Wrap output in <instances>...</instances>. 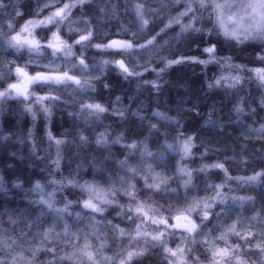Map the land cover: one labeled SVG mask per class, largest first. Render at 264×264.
Here are the masks:
<instances>
[{
  "label": "snow or ice",
  "instance_id": "obj_1",
  "mask_svg": "<svg viewBox=\"0 0 264 264\" xmlns=\"http://www.w3.org/2000/svg\"><path fill=\"white\" fill-rule=\"evenodd\" d=\"M172 6L179 5L181 0H168ZM13 7L14 14L9 18L6 9ZM133 11L140 25V31L145 34L135 39H109L107 42L93 43L95 28L93 26L94 16L91 0H38L34 10L28 12L29 18L25 19L18 27L13 23L15 17L25 15L18 4H12L0 0V13L4 19L0 21V45L5 50H14L11 55H16L26 49L29 57L35 54L37 57L49 51L52 59L41 67L45 70H34L31 74L27 67H21L17 59L8 60L5 65L6 73H0V79L4 75L15 73V81L3 80L4 86L0 88V107L4 102L12 99L24 102V111L29 113L33 120L37 118V112L33 104L39 106L46 120L50 121L53 115L52 107L60 103L67 104L69 101L62 100L60 89L65 85H74L73 92L84 94L88 90H95L96 85L91 83L92 79L100 80L104 75L101 67L100 74L96 75L93 68L97 65H89L85 52L92 47L101 52L111 51L113 59L101 60L99 64L106 66L114 64L127 79L128 77H142L145 72H155L157 76L164 72L171 65L190 61L207 66L210 63L224 62L223 66L242 70L245 66L233 65L230 55H218V44L209 40L202 48L207 59H200L196 56H180L177 59H168L162 56L164 67L155 68L152 66L151 54L158 52L168 40L158 41L161 34L172 25H179L180 32L176 34L178 39L186 32L206 33L208 36L222 34L226 40L234 41L237 45L248 41H258L264 45V0H249L240 5L241 11L227 15L226 8L232 4L220 2V0H183L182 10L175 15L169 13L163 26L158 31L145 32L149 25L146 13L156 15L159 9L150 8L145 2L133 4ZM161 7H167L162 4ZM79 9L78 20H82L83 29L68 28V32H75L74 36L65 39L61 35L60 26L65 21L69 25L78 22L70 19L73 9ZM100 13H106L107 8L96 6ZM45 9L47 14L43 15ZM87 9V11H85ZM209 10V22L213 27H197V21L203 20L199 10ZM118 6L112 5L111 16H116ZM187 17L188 22L184 23L183 18ZM98 19V17H97ZM41 29L44 35L37 36L36 30ZM7 29V31H4ZM135 37V33H132ZM199 46V45H198ZM79 47V52L74 51ZM135 51L139 56H147L148 59L143 65L130 68L122 56L124 53ZM264 52V47H261ZM260 60L264 61V55L257 53ZM8 59L7 56L3 57ZM63 59L70 67H62L56 63ZM29 63L33 62L31 60ZM139 67L142 70H137ZM250 72L255 73L261 87H264V68H252ZM239 74L231 72L216 77L208 82V88L219 87L222 82L227 83L228 88H234L242 81ZM230 81V82H229ZM144 84L151 85L157 91L159 83L156 80H144ZM32 85H37L43 91V95L30 91ZM110 85L103 83V88L108 89ZM243 97H240L235 110L243 112ZM31 102H28L30 101ZM120 97H116L114 103H119ZM259 105L264 107V97L259 99ZM255 112V109H251ZM111 111L113 116L125 120V111L109 108L98 100L89 97L86 101L79 103V112L75 115L84 114L87 123L90 118L100 117ZM195 111V108L191 109ZM69 115H73L69 113ZM133 115L143 119L139 110H134ZM155 116L163 117L166 120L175 121L176 126L182 127L175 117H165L163 113L155 112ZM208 123H212L209 116ZM46 135L50 143L56 146V159L52 161L57 169L61 165V146L68 141L66 134L54 135L46 124ZM150 132L160 133L161 129L155 124L147 125ZM260 137H264V124L254 130ZM135 126L130 135H137ZM32 133L29 130V137ZM109 131L98 132L94 140L84 135L82 130H77V136L82 145L94 144L95 150L106 155L97 157L91 156L87 167L92 169V180H84L80 183L76 178L64 177L61 180L51 179L48 183L57 185L51 191H46L44 184L39 180L33 185L32 191L38 193V197L29 202L24 208H5L0 212V264H148V257L162 255V260L156 264H264V195L259 197L260 209H256L251 217H246L243 212L246 204L255 207L258 198L248 195H235L231 191H224L229 186V181H236L246 185H264V161L261 162L257 171L252 169L251 175L232 176L224 163L219 161L212 164H203L198 169H191L187 165L176 164L172 174L166 173L163 168L156 170V165L150 161L155 157L163 161L165 153L162 151L154 153L148 146V138L130 139L127 141L124 132L109 138ZM164 142L161 147L177 151L181 160L190 158L193 155L192 149L196 147L194 135L185 136L184 133H176L174 139L177 141L174 146L167 142L168 133H164ZM183 137V138H181ZM7 139V137H0ZM113 145H119L120 153L117 155L112 151ZM205 148L202 156L206 155ZM138 153V158H137ZM247 162V161H244ZM82 162L77 168L84 167ZM209 169H218L223 172L224 179L220 183H207L208 189L214 190V195L189 191L193 185L194 172H207ZM106 182L102 186L100 180ZM138 184L142 187H138ZM176 185V187H173ZM19 187V184L16 185ZM66 187L79 189L80 194L75 200L62 196L57 199V192L63 191ZM0 190H5L0 184ZM183 190V200L177 199V206L168 211L161 204L152 199L153 196L179 197ZM264 191V189H262ZM118 193L127 198V203H121ZM141 196L147 199H142ZM151 201V202H149ZM165 203H168L165 200ZM32 205L37 207L33 208ZM79 208V211H74ZM218 208V210H216ZM109 209L116 216L125 217L132 228L121 227L120 223H113L109 219ZM239 209L240 211H237ZM195 214V217H194ZM6 217V219H5ZM199 221V222H198ZM230 221V222H227ZM125 221L122 220L121 223ZM83 223V227H80ZM211 225V227H208ZM114 234L112 243L116 237L121 241L127 239V245L118 248H111L105 231ZM218 233V234H215ZM173 237H177L176 240ZM234 237L233 241L230 239ZM143 240L141 245L139 241ZM221 242V243H218ZM63 244V247H58ZM173 244L175 246H173ZM202 246L203 251L197 254L196 245ZM159 249L155 253L154 249ZM111 251V255L108 254ZM203 255V259L201 256ZM41 256L50 257L42 260ZM253 256L256 259H253Z\"/></svg>",
  "mask_w": 264,
  "mask_h": 264
},
{
  "label": "trees",
  "instance_id": "obj_2",
  "mask_svg": "<svg viewBox=\"0 0 264 264\" xmlns=\"http://www.w3.org/2000/svg\"><path fill=\"white\" fill-rule=\"evenodd\" d=\"M105 1V0H102ZM101 0H91L93 6L94 16L91 17L93 25H99L100 28H95L93 43L107 42L109 39H135L140 38L145 33L140 31V25L137 21L136 15L133 11V4L136 2H145V0H114L118 3L119 11L116 16H111L110 13L106 16V20L102 22V13L96 8L101 5ZM107 1V0H106ZM113 1V0H111ZM6 3L9 0H5ZM38 0H12V4H18L25 15L15 17L13 23L17 27L23 23L27 18L28 12L34 10L37 6ZM61 2H69V0H61ZM168 0H147L150 8L159 9L156 15L146 13V18L149 19V25L145 32L152 30L158 31V25L163 26L168 18L169 13L175 15L179 9L171 4H166ZM166 4L167 7H161ZM45 9L43 15L47 14ZM87 11V9H85ZM9 18L14 14L13 7L9 6L6 9ZM80 10L73 9L70 19L78 20ZM203 20H198L197 27H213L209 22V15L202 13ZM98 17V19H97ZM4 19L3 13H0V21ZM97 23V24H96ZM83 29L85 27L82 20L69 25L67 21L60 26L61 35L68 39L74 36L75 32L69 33L68 28ZM7 31V29H4ZM180 32L179 25H172L170 29L166 30V34H161L158 37L160 40H168L158 52L151 54L152 66L155 68L164 67L161 57L168 59H177L180 56H196L200 59H207L206 54L202 52V48L206 46L207 42H220L218 44V55H230L232 57L231 63L233 65L241 64L245 67L242 70L236 68H229L221 61L218 63H210L207 66L190 61H183L178 64L171 65L166 68L159 76L155 72H145L142 77H128L127 79L121 74L120 70L114 64L101 66V60L113 59L111 51L101 52L92 47L86 49L85 55L89 65H97L93 68L96 75L100 74L101 67L104 75L100 80L92 79L91 83L96 85L95 90H88L84 94L73 92L74 85H65L60 89L62 100L69 101V103H60L52 107L53 115L49 120H46L43 112L39 110V106L33 104L37 111V118L34 121L32 116L24 111V102L12 99L4 102L0 107V137H7V139H0V184L5 190H0V212L5 208H24L29 205V202L38 197V193L33 192V185L39 180L45 186L46 191H51L58 187L48 183L49 180H61L64 177L76 178L80 183L84 180H92V169L87 167V162L92 155L100 157L107 153H102L95 150L94 144L82 145L77 136V130H82L84 135L89 137V140H94L98 132L104 131L105 128L109 131V138H113L124 132L127 141L130 139H144L148 138V146L154 152L162 151L165 153L163 161L157 160L155 157L150 161L156 165V170H163L169 175L175 169V164L169 162L170 154L175 153L180 157L177 151L169 150L161 147L164 142V133H168L167 142L176 145L177 141L174 139L176 133H184L195 136V145L192 149L193 155L190 158L181 160L180 163L187 165L191 169H198L203 164H212L217 161L224 163L228 168L230 175H251L252 169L260 170L259 166L264 161V138L260 137L255 129H258L261 124H264V107L259 105V99L264 97V87H261L255 73L249 71L252 68H264V61L260 60L257 53L264 55L261 52V45L258 41H248L244 44L237 45L234 41L226 40L222 34L208 36L206 33L186 32L178 39L176 34ZM135 33V37L132 36ZM37 36L44 35L41 29L36 30ZM199 45V46H198ZM14 50H5L0 45V73H6L5 65L8 60L17 59L21 67H27L31 74L34 70H45L41 66L48 63L51 58L49 51H45L44 55L37 57L33 54L29 57L27 50H21L16 55L10 53ZM79 52V47L74 49ZM7 56L8 59L3 57ZM117 59L123 58L130 68L133 66H140L148 59L147 56H139L135 51L124 53L122 56L115 57ZM31 60L33 62L29 63ZM56 63L62 67H70L63 59L57 60ZM137 70H142L137 67ZM231 72L233 75L239 74L242 76V81L234 88H228L227 83L222 82L219 87L208 88V82L213 81L216 77ZM16 79L15 73L11 75L5 74L3 79H0V88L4 86L3 80L14 82ZM144 80H156L160 87L157 91L151 85L144 84ZM107 82L110 87L103 88V83ZM230 82V81H229ZM30 91H34L43 95V91L37 85H32ZM92 97L105 106L115 108L117 110L125 111V120L121 121L119 117L113 116L111 111L108 114L97 118L92 117L86 123L84 114L80 116L75 115L79 112V103L86 101ZM116 97H120L119 103H114ZM240 97H243V112L237 113L235 106ZM28 102H31L28 101ZM195 108V111L191 109ZM251 109H255L252 112ZM134 110H139L143 114V119L133 115ZM155 112L163 113L165 117H175L180 122L182 127H177L175 121L166 120L163 117L155 116ZM72 113L73 115H69ZM209 116H211L212 123H208ZM46 124L50 127L54 135L66 134L67 143L61 146V165L57 169L52 163L56 159V146L50 143L46 135ZM155 124L161 129L160 133L150 132L147 125ZM244 125L248 127L253 136H244L240 134L234 127ZM135 126L137 135H130V131ZM232 128H234L232 130ZM29 130H31V137H29ZM183 138V137H181ZM205 148L208 149L206 155L202 156ZM112 151L117 155L121 148L119 145H113ZM138 158V153H137ZM247 161V162H244ZM84 162L85 166L77 168L78 164ZM102 186H106V182L100 179ZM224 179L223 172L218 169H209L207 172H194L193 185L189 191L193 194L198 193L201 196L205 194L214 195L213 189L207 188V183H220ZM207 181V183H206ZM19 184V187L16 185ZM229 186L225 187L224 191H231L235 195H248L258 198L255 207L251 205L245 206L243 214L246 217H251L256 209H260L259 197L264 195V185L253 184L251 186L246 184H239L236 181H229ZM138 187H142L138 184ZM176 187V185H173ZM80 194L79 189H71L66 187L63 191L57 192V199L62 196H67L68 199L75 200ZM142 199H147L141 196ZM118 199L121 203H127V198L118 193ZM157 202V206L163 204L168 211L177 206V199L183 200V190L179 197H165L161 198L153 196ZM165 200L168 203H165ZM151 202V201H149ZM33 208L37 207L32 205ZM79 208H74V211H79ZM218 210V208L216 209ZM237 211H240L237 209ZM108 218L113 220V223H120L121 227L132 228L134 225L128 224L125 217L116 216L112 209ZM195 217V214H194ZM6 219V217H5ZM124 220V223L121 221ZM199 222V221H198ZM80 227H83L81 223ZM211 227V225H208ZM107 238L110 242L111 248H118L127 245L128 241L125 238L121 241L116 237V242L112 243L114 234L108 232ZM218 234L214 232V235ZM174 240L177 237H173ZM233 241L234 237H231ZM219 242V241H218ZM143 245L144 241H139ZM220 243V242H219ZM173 246H175L173 244ZM58 247H63L59 244ZM197 254L203 251L201 245L197 244ZM155 253L160 250L154 249ZM111 255V251L108 250ZM203 259V255L201 256ZM42 260L50 259L47 256H41ZM253 259H256L253 256ZM162 260V255H152L148 257V264H156L157 261Z\"/></svg>",
  "mask_w": 264,
  "mask_h": 264
},
{
  "label": "rangeland",
  "instance_id": "obj_3",
  "mask_svg": "<svg viewBox=\"0 0 264 264\" xmlns=\"http://www.w3.org/2000/svg\"><path fill=\"white\" fill-rule=\"evenodd\" d=\"M93 1V0H92ZM102 1V0H101ZM220 2H225V0H220ZM227 2L228 3H230V4H232V7L231 8H226L225 9V12H226V14L227 15H231V14H233V13H238V12H240L241 11V9H240V5H243V4H245V3H247V2H249V0H227ZM166 4H168V2H166ZM112 5H117L118 6V13H119V11H122L120 8H119V5H118V3L117 2H115L114 0L113 1H111V0H105V1H102V3H101V5H100V7H105L106 6V8H107V12L106 13H102V15L104 14V15H108L109 13H111V8H112ZM172 6V5H171ZM182 6H183V0H181V3L179 4V5H176L175 7L176 8H178L179 9V11L180 10H182ZM199 13H204V14H207V15H209V10H204V9H201V10H199ZM102 16L101 17V19L100 20H102V22H104L105 20H106V16ZM183 22L184 23H187L188 22V18L187 17H185V18H183ZM97 24V23H96ZM94 26V28H100L101 26H99L98 24L97 25H93ZM102 28V27H101ZM103 29V28H102ZM227 73H229V72H227ZM226 73V74H227ZM37 112V111H36ZM234 128H236V130H238L239 132H240V134H242V135H244V136H247V137H249V136H253V132H251V130L248 128V127H246V126H244V125H241V126H238V127H234ZM234 128H232V130L234 129ZM264 138V137H263ZM174 162V164H175V166H176V164H177V162L179 161L180 162V157L179 156H177L175 153H173V154H170V156H169V162H170V164H171V162ZM227 222H230V221H227ZM219 243V242H218ZM221 243V242H220Z\"/></svg>",
  "mask_w": 264,
  "mask_h": 264
}]
</instances>
